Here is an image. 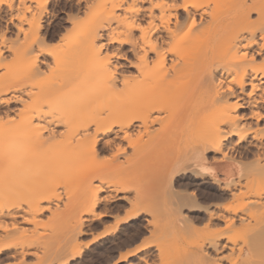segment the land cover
Wrapping results in <instances>:
<instances>
[{"label": "bare ground", "instance_id": "bare-ground-1", "mask_svg": "<svg viewBox=\"0 0 264 264\" xmlns=\"http://www.w3.org/2000/svg\"><path fill=\"white\" fill-rule=\"evenodd\" d=\"M65 1L72 2V0ZM36 2L43 3L44 0H29L28 5L31 6ZM66 2L63 4H67ZM75 2L78 5L81 0H75ZM183 2H185V0H108L109 7L107 10L97 8L95 11L105 14V12H111L112 5L125 4L127 8L123 10L120 8L115 9L116 15L122 16L128 14L129 10L133 7L137 9H147L150 8L152 4H163L166 6L171 3ZM188 2L191 3V0H188ZM200 2L208 5V7L199 10L197 28L190 33L186 43L179 48V51L165 52L162 48L158 56L149 53V57L153 63L152 67L146 68L145 71L156 77L158 86L145 106L139 111H113L112 113L103 114L109 122L111 120L125 121L131 119V123L123 127L120 124H110V131H101L98 134L95 133L94 128L91 129L93 136L88 142L90 149H94L97 154L99 152L97 150V145L102 143L104 147H113L114 151L112 155L108 156L109 159L100 165L101 171L99 179L88 180L85 178L67 182H61L57 179L65 188L66 186L72 187V185H78L79 190H76L79 192V195L82 196V199L80 198L82 201L79 202V206H81L79 212L77 209L75 216L70 217L72 224L69 225L71 226L68 225L69 227L64 230L61 228V231H64H62L64 234L61 232L63 237L66 234L65 239L67 241H62L65 243L64 245L69 246L68 241H70V237L74 231V237H77L75 235H79L80 232L84 231V227L83 229L81 228L84 222L90 223L98 218V214L94 215L87 211V209L92 206L94 200V185L99 184L103 192L108 191L109 188L115 190L117 187L120 188V191L133 189L131 187L133 183H135V179L129 177L131 176L129 172L132 159L125 158L124 161L122 160L115 164L113 162L117 160L119 153L124 152L120 151V149L125 150V146H131V144L132 146L133 144L146 145L152 141V137L148 135L149 131L153 125L159 124L181 131L186 134L189 139L188 145L191 151L188 153L191 154H188L189 156L185 158L182 163L178 164L179 167L176 164L170 167L172 173L179 170L178 168L181 166H197L198 152L200 149L204 148L206 142H219L223 151L228 152L227 164L220 167L216 177L210 174H207V176H192L193 181L190 182L191 186L198 184L214 185L217 190V194L214 197L217 198L218 202H214L215 199L210 198L211 196L208 198L207 195V198L210 199L209 201H212V199L213 201L211 203H203V201L200 203L202 199L206 200V198L203 196L202 198L200 195L201 192L197 190V193L192 187V190L185 188L183 192L178 193V195L176 194L177 199L173 202L175 207L168 213L167 220L165 219L166 222H163V224H165L164 226L166 227L170 226L179 231V235L183 241L184 254L182 253L181 256L165 260V264H214L215 261L224 259L227 260V264H264V199H262V196H264V169L259 164L261 161L264 162V143L261 142V137L251 129L246 132L243 131L248 125H253L255 128L264 127V125H260L259 122L253 124V112L260 111V97L256 93H253L251 97L242 93L241 95L244 96L242 103L248 105L247 110L244 111L242 108H235L231 113L227 110L226 103L219 102L225 89L229 84L234 83V81L237 82V88L239 87L238 82L243 81L246 88L248 87L247 91H251L250 85L253 83L257 85V90H260V82L264 80V68H261L258 62L255 64L251 63L250 58L254 53H259L260 45L258 37L264 36V33L259 32L260 25L262 21H264V12L261 11V9L264 8V2H262V0H200ZM83 3L86 6L89 3H100V0H83ZM64 6L65 5H62L61 8L63 9ZM68 8L69 11H73V5L70 4ZM252 9H255V11L253 12ZM8 10L11 11L12 9L8 8ZM75 11H80V8L76 7ZM64 14L66 15L64 22L69 23L72 27L71 15L68 13ZM168 14L171 13L167 7L161 9L153 8L151 10V15H154L155 19ZM192 14L197 15V12L193 11ZM47 15L48 10L36 21L38 27H34L33 30L29 31L27 37L23 36L24 39H29L25 41V43L28 41L25 50H30L35 46L39 47L41 45H39V43L33 44V41L42 40L45 42L46 39H48L47 37L51 36V30L55 28L56 25L52 20L45 19ZM137 16L140 19L145 18L141 16L139 12ZM155 19H153V22H155ZM10 20L11 18L5 21L3 27L1 25L2 23L0 24L3 31L6 28H10L8 25V21ZM11 25L16 34L20 24L14 22ZM200 25H202V27ZM113 27L115 28V23ZM116 30L119 31V29ZM53 31H55V29H53ZM102 32H107V29H102ZM36 52V54L27 59L30 62H35L39 71H41V66L46 63L45 56L49 54L46 51H40L39 48ZM245 52L248 53L249 59L247 61L244 58ZM37 54H39V60H36ZM86 57L87 53L77 45L74 39L73 42L67 46L64 55V70L59 78V86H61V84H66L71 87V82L77 74L78 67ZM139 71L140 69H136L132 71L131 74L136 75ZM249 74H251V79H249ZM122 86V84L118 85V87ZM17 91L27 92L21 87H16L15 92ZM14 93L13 95H15ZM0 99L3 98L0 97ZM235 99H239V97H225L227 103H233ZM13 102H16V100H13L12 103ZM7 107H9V105L6 106V108ZM91 111H95L94 106ZM166 113H168L169 116L166 120H163V114ZM237 114L247 116L248 119L245 123H241L235 131H233L232 124L225 126L222 123L228 120L230 115L234 117ZM31 115L32 114L29 116ZM133 116H139L140 119H132ZM217 122L221 123L218 124ZM133 124L135 127L132 126ZM45 127H47V124H45ZM54 127L58 132H65V138L67 140L72 139L67 128L59 124L54 125ZM218 129H223L228 132L229 136L222 139L217 134ZM125 132H129L132 135H134L133 133L135 132H143L148 136L145 141L141 140L142 138H139L138 141L134 139L124 140ZM233 135L237 137L241 135L245 137L250 136L251 138L247 140L246 147L253 146L256 148V150H253L255 153H252L254 163L247 168L249 169L248 173H246L245 170L243 171L240 165L241 163L232 155L235 151L238 153L241 149L246 150V147L243 145H235V141L225 145V140L230 139ZM109 141H111V143H109ZM123 141L126 142V145H123ZM168 150L157 151V155L165 154ZM206 152L215 153L216 149L213 147L206 148L203 153L205 158H207L206 155H208ZM239 156L241 157V155ZM211 159L215 160L218 159V157L213 155ZM203 166V163L200 162V167ZM245 168L246 167H244V169ZM165 170L168 171V168H165ZM198 172L202 173V175L206 174L200 171ZM256 174H260L261 176H254ZM173 175L171 174L172 178ZM57 180L55 179L52 183L56 181L55 183L59 184ZM52 183L25 184L19 182L14 184L10 190H6L3 195L0 196V224L5 226L4 228H0V252L13 249L11 256L14 260H11L10 264H24L23 261H19L18 258L24 257L25 255H33L36 257L35 259L37 260L33 264H42L43 261L48 259L53 260V258L54 260L60 261L61 258H63V256L59 258V255L63 254L65 249H60L63 253L58 251L59 254L57 255V248L52 252V250H50L52 247L49 246L50 248L48 249L51 251L49 253L48 250H42L43 248L41 249L39 245L42 251H38L37 253V249L33 247V245L36 246L40 244L41 242L39 241L42 240L36 237L38 229L40 227L46 229L47 226L45 223H48V221L50 222V220L51 222L49 224L53 222L52 217L50 218L48 216V219V217H45L47 215L43 214L44 211L50 212L51 206L53 205L50 201L52 195L50 194L51 196H49L47 193L48 185L50 184V187H52ZM73 188L77 187L73 186ZM203 190L204 188H202V191ZM74 191H72L73 194H77V192L75 193ZM72 192H70L71 195ZM152 194L153 192H147L142 195L141 198L135 197V206H137L136 214L139 210L144 211L143 209L148 204L147 202L149 200L155 202L158 200V196L155 195L156 198ZM211 194L214 195L213 192ZM69 196L70 195H68L67 198L68 201L66 200L65 202L70 205L65 206V208H70L72 205V203L69 202L70 200L73 199V204L75 203L74 197H76V195H72V199H70ZM78 198L77 196L76 201ZM21 200L27 203L20 207L13 206ZM128 200L130 199L128 198ZM131 203H134V201ZM98 207L99 204L96 205V208ZM42 214L44 215L43 217H45L44 219ZM70 218L68 222H70ZM45 219L48 220L46 221ZM73 219L74 221L76 220V222H73ZM54 220L56 221L55 218ZM154 221H156V219ZM230 221L232 223H230ZM53 223L54 225L52 224V226L48 224V227H53L52 230L54 227L58 229L61 226L59 225L61 221ZM149 223L152 224L153 222L149 220L148 224ZM13 224L17 225L16 229L11 228ZM64 224H66V222H64ZM155 224L154 222L152 224L153 226L151 225L152 228L155 229H152V231H156V227L161 228ZM158 225H160V223ZM5 229H8V231H5ZM49 230L51 229L49 228ZM55 230L53 232H55ZM61 233L59 235L57 232L60 238L62 236ZM210 233L216 235L214 242L208 243L206 240ZM54 236L55 235H53V237ZM55 238L57 237L55 236ZM59 239L58 242H60ZM62 239L63 238H61V240ZM73 240H75V238ZM46 244L45 241V245ZM60 245L63 246H60L61 248H65L64 245ZM225 245H227V247H225ZM30 247L33 249H30ZM75 247H77L76 244L71 246L73 250L71 253L72 256L74 253L77 254L79 252L76 250L78 247ZM39 252L42 254L38 255ZM64 255L66 256L67 254ZM66 258H68V256L64 259L67 260ZM64 259L60 262L62 263ZM48 261L50 262V260Z\"/></svg>", "mask_w": 264, "mask_h": 264}, {"label": "snow or ice", "instance_id": "snow-or-ice-1", "mask_svg": "<svg viewBox=\"0 0 264 264\" xmlns=\"http://www.w3.org/2000/svg\"><path fill=\"white\" fill-rule=\"evenodd\" d=\"M72 3L73 12L76 7L80 8V12L71 16L72 27L60 39L63 43L74 37L77 45L87 53V57L78 67L71 87L61 84L54 96H44L38 103H33V98L36 95L34 91H28V100H25L22 95H13V93L16 91L17 84L23 88L31 82V88L39 90L48 87L49 82L46 74L39 71L35 62H30L27 59V56H30L32 52H36L35 47L25 50L24 59L13 56L11 61L0 63V93L3 94V99H0V107H6L16 100L28 106L21 109V113L24 111L32 113L26 119L18 118L16 115L10 116L8 120H3L0 117V196L19 182L48 184L55 179H59L61 182L85 178L88 180L99 179L100 165L109 158L104 157L101 160L94 149H90L88 142L93 136L91 129L94 128L95 133L98 134L101 131H110V124H120L123 127L131 123V119L109 122L103 114L113 111H139L145 106L158 86L156 77L145 71L146 68H151L153 63L149 53L158 56L162 48L165 52L179 51V48L186 43L190 33L197 28L199 10L208 7L200 0H191V3L185 0L183 3H171L166 6L152 4L147 9L133 7L128 14L117 16L115 9L123 10L127 8V5H112L111 12L101 14L95 9L107 10L108 0H100V3H89L86 6L83 0L78 5L75 0H72ZM0 5L14 11L18 6L19 13H23L13 16L8 21L9 25L14 22L20 24L19 30L14 36V43H19L21 35L27 37L29 31L38 27L36 21L51 7L49 0H44L43 3L36 2L31 6L27 4V0H0ZM164 7H167L171 14L162 15L158 19L151 15L153 8ZM193 11H196L197 15H193ZM252 11L254 12L255 9ZM261 11L264 12V8ZM138 12L145 18L140 19L137 16ZM114 23L115 28L113 27ZM200 26L202 27V25ZM102 29H107V32H102ZM259 32L264 33V21L260 25ZM10 34L12 32L7 28L0 32V43L5 49H8L10 42L7 37ZM258 41L260 51L251 56L250 62L253 64L258 62L261 68H264V36H259ZM37 43L43 44L44 42L42 40L33 41V44ZM51 47L58 48L60 45ZM45 50V48L40 49V51ZM13 51L16 49H9L10 54ZM4 56L5 52L0 50V57ZM244 58L246 61L249 59L247 52H245ZM39 59V54H37L36 60ZM136 69H140V71L136 75H132L131 72ZM251 78V74H249V79ZM236 83L234 81L228 85L219 102L226 103L229 113L235 108H242L246 111L248 105L242 103L244 96L241 94L244 93L251 97L253 93H256L260 97V111L253 112V124L259 122L260 125H264V80L260 82L259 91L255 83L251 84L250 92L247 91L243 81L238 82V88ZM121 84L123 86L118 87ZM225 97H239V99H235L233 103H227ZM93 106L94 112L91 111ZM132 119H140V117L133 116ZM247 119V116L239 114L234 117L230 115L229 119L222 123L225 126L232 124L233 131H235ZM56 124L67 128L72 139L67 140L65 132H58L54 127ZM132 126L135 127L134 124ZM249 129L256 132L261 137V142L264 143V127L255 128L253 125H248L243 131L246 132ZM217 134L222 139L229 136V133L223 129H218ZM250 138V136L237 137L233 135L230 139L225 140V145L235 141V145L242 146V142L247 143ZM132 139L133 135L125 132L124 140ZM208 147L215 148L216 152H209L208 158H205L203 153ZM120 151H124V149H120ZM213 155H216L218 159H211ZM227 161L228 152L223 151L219 142H206L204 148L198 152L197 167L201 172L216 177L220 167L226 165ZM200 162L203 163V167H200ZM56 187H61V185L57 184ZM94 188V200L87 211L94 215L98 214V218L110 217L112 212L108 209L115 207L110 202L118 199L117 193L120 188L117 187L115 190L109 188L108 195H104L99 184L94 185ZM26 203L21 200L13 206L20 207ZM97 204L101 208L107 207L101 211L96 208ZM135 215L136 208L133 207L128 209L124 218L127 219L128 216ZM230 223L232 222L230 221ZM4 227L0 224V228ZM11 228L16 229L17 225L13 224ZM215 235L210 233L206 242H214ZM157 243L154 238L144 237L143 241L137 245L136 252L146 258L138 259V264H165L163 249H160L158 255L153 251ZM148 252H153V255H147ZM0 256H3V252H0ZM133 256V252L121 254L120 260L116 264H132L130 257ZM214 264H227V260H217Z\"/></svg>", "mask_w": 264, "mask_h": 264}, {"label": "rangeland", "instance_id": "rangeland-1", "mask_svg": "<svg viewBox=\"0 0 264 264\" xmlns=\"http://www.w3.org/2000/svg\"><path fill=\"white\" fill-rule=\"evenodd\" d=\"M64 2L66 1L65 0H50L49 3L51 7L48 8V15L45 19L52 20V22L56 25V27L53 28L55 29V31H53V29L51 30V34H50L51 36L47 37L48 39H46L44 44H41V45L39 44L40 45L39 47L35 46L36 51L38 50V48L39 49L45 48L46 49L45 51L49 54L45 56L46 63L45 65L41 66V71H40L41 73L46 74L47 80L49 82L48 87H46L43 90L33 89L31 88V82H30L28 85L22 88V89H25L27 92L17 91L14 93L15 95H22L25 100H28L29 99L28 91L29 90L34 91L36 95L33 98V103H38L40 99L43 98L44 96H49V95L54 96L57 92V89H59L60 87L59 78H60L61 73L64 70V61H63L64 55H65L67 46L74 40V37H72L63 43L61 42L60 38L64 37L65 34L68 33L69 30L71 29V25L67 22H64V19L66 18L65 17L66 15L64 13H68L69 15L73 16L76 13L80 12V11L78 12L69 11L68 6L70 4L73 5V3L66 2L68 4L67 5V4H63ZM28 3H29V0H27V4ZM62 5H65L63 9L61 8ZM18 14H23V13H19L18 6L15 11L13 9L9 11L7 7L0 5V24L2 23L1 24L2 27L4 26L5 21H7L9 18L12 19L13 16H18ZM9 27H10L9 30H11L12 34L8 35L7 39L10 43L8 44V49H5L3 44L0 43V50H5L4 51L5 56L0 58V63H7L8 61H11L13 56H16L18 59H24L26 56L25 48H26V43L28 41L26 43L25 41L29 39H24L23 36L21 35L19 37V43H14L13 41H14V36H15V30L12 27V25H9ZM2 31L3 30L0 27V32ZM52 45H60V47L53 48L51 47ZM13 48H15L16 51L11 52L10 54L9 49H13ZM36 53L37 52H32L30 56H27V58L33 56ZM16 87H21V86L17 84ZM0 97L3 98V94L0 93ZM26 107L28 106L18 101L13 102L7 108L0 107V117H2L3 120H8L9 117L13 115H16L18 118H26L30 114H32L31 111H24L23 113H21V109H24ZM168 116H169L168 113L163 114V120H166ZM135 133H133L134 140L138 141L139 138L140 139L142 138L141 140L145 141V139H147V136L150 135V137H152V141H150L146 145L145 144H142V145L133 144L132 146L131 144V146H125L124 152L119 153L120 155L118 154L117 160L113 162L115 164V163H119L122 160L124 161L125 158L132 159V165H130V172H129L131 173V176L129 177H131L132 179H135V183H133L131 187L133 189L119 191L117 193L118 199L110 202L115 205L113 209H108L109 211L112 212V215L110 217H105V218H100V219L96 218L90 223L84 222L83 225L81 226L82 229L84 227L83 229L84 231L82 230L83 232H80L79 235H75L77 237L73 236L74 235L73 233L75 232L74 231L72 233V236L70 237V241H68L69 246L64 245L65 243L62 242L64 240L65 242L67 241L65 239L66 234L63 237V234H64L63 230L71 226L69 225V224H72V220L70 217L75 216L77 209H78V212L80 210L81 206H79L80 204L79 202L82 201L81 200L82 196H80L79 192L76 190V189L79 190L78 188L79 186L72 185V187L66 186L65 188V186L63 187L62 184L59 183L57 179H56L58 181L57 183L61 184V187H56L57 185L55 183L56 181L53 183L52 181L50 182V184L52 183L53 185V186L51 185L52 187H50V184L48 185L49 187H48L47 193L49 196L52 195V197H50L51 199L50 201L52 202L51 204H53L54 206L53 205L51 206L50 212L44 211L43 214L47 215L45 216L46 218L48 216L50 218L52 217L53 222L61 221V223H59V225L61 226L58 229L54 227V229L52 230L53 227L52 228L48 227V224L51 222V220L50 222L48 221V223L46 222L45 225L47 226V228L44 229V227H40L37 231L36 237H39L42 239V240L39 239L41 240L39 241L41 243L37 244L36 246L33 245V247L37 249L36 250L37 253L38 251L41 252L42 250L44 251L48 250V252L50 253L51 251H49L48 248H50L49 246H51L53 248V249L50 248L52 252L57 248V255L59 254L58 251H60V249L61 250L65 249V252L67 253L65 252L63 253L62 251H60L63 254L60 253L61 255H59V258H61L60 256H63V258H61V260H63L65 257L68 256V258H66L67 260L64 259L65 262L63 261L61 263L60 262L61 260L57 261V260H54L53 258L54 260L53 261L52 259H48L50 260L51 264H73V262H75V264H116V262L120 260L121 254H127L129 252L134 253V256L130 257V259L132 260V264H138V259L146 258V256L141 257L140 254L136 252L135 250L137 248V245H139L140 242L143 241L145 236L154 238L158 242L156 245V248L153 251L158 255L160 252V249L162 248L164 261L167 259L176 258L178 256H181L182 253L184 254V251H183L184 246H183L182 238L179 235V231L177 229H173L170 226L166 227L164 226L165 224H163V222H166L165 219L167 220L168 213L171 211L173 207H175V205H173V202L175 199H177L176 194L178 195V193L183 192L185 188H189V190L193 189L194 191L196 190V192L197 190L200 191L202 193L201 194L199 192L201 197L203 196L206 198L205 200V199H202L203 198L202 197L201 198L202 200L200 201V203H202V201L203 203H208V202L211 203L213 199L212 201H209L210 200L208 199L209 196H211L210 198L215 199L214 202H218L217 198L214 197L217 194V190L214 185H210V184H204V185L198 184L194 186L190 185V182L193 181L192 176H198V175L207 176V174L202 175V173H199L198 171L200 170L196 165H191V166L188 165V167L181 166L180 168H178L179 170H176L177 173L176 172L172 173L170 170V167H172L175 164L179 167L178 164L182 163L185 160V158H187L191 154V153L190 154L188 153L191 151V148L188 145L189 139L186 134H184L181 131L174 130L167 126H162L159 124L153 125L148 135H146L143 132L136 133V134ZM122 143L123 145H126V142L123 141ZM242 145L246 147V143H242ZM165 149L168 150L167 153L162 154V155H157V151L165 150ZM97 150L99 151V152L97 151L98 152L97 154L101 158V160L104 157H108L112 155L113 154L112 152H114L113 147L111 146L104 147L102 143H99L97 145ZM253 150H256V148H254L253 146L251 147L247 146L246 150L241 149L240 152H243V153H240V152L237 153L236 151L232 153L234 158L236 157V159L241 163L239 164L242 166L243 171L245 170L246 173H248V170H249L247 168L251 166L252 163H254L253 154L255 152H253ZM208 153L209 152H206V154ZM237 154L241 155V157ZM206 156L208 158V155ZM259 164L264 169V162L261 161ZM243 166L246 168L244 169ZM165 168H168V171L165 170ZM196 168L198 169V171ZM245 172L244 174L246 175ZM171 174L172 175L174 174L173 178ZM245 175H242V176H245ZM254 176H261V175L256 174ZM73 186L77 188H73ZM196 186H198L199 188ZM202 188H204L203 191H202ZM72 191H74L75 193L77 192V194H73ZM70 192H72V195H76V197H74L75 198L74 204H73L74 200L72 199L73 196L71 195ZM147 192H151V193L153 192L152 195L154 196L157 195L158 198L156 196L155 197L158 200L156 199L157 200L156 202L153 200L151 201L149 200L147 202L148 204L146 203L147 207L145 206L143 209L144 211L139 210L136 216H128L127 219H125L124 216H125V213L128 211V209L137 207L135 206L136 203L135 204L131 203L133 201L135 202L136 200L135 197L141 198L142 195L146 194ZM210 192L211 193L213 192L214 195H212ZM129 193H131V195H129ZM106 194L108 195L109 191H105L104 195ZM68 195H70L69 198L72 199V200L69 199L70 200L69 202L72 203V205L70 206V208L68 207L65 208V206L70 205V204H66L67 202H65L68 198ZM207 195H208V198H207ZM77 196L79 197L78 198L79 201L78 200L76 201ZM128 198L130 200H128ZM202 205H206V204H202ZM98 209L102 211L105 208H101L99 205ZM121 209H123V211H121ZM43 214H42V217L44 216ZM45 217H43V219ZM54 218L56 219V221L54 220ZM69 218H70V222H68ZM48 219H45V220L47 221ZM57 219L58 220L61 219V220L58 221ZM74 219H73V222H76L77 219L75 221ZM155 219L158 223L154 221ZM147 220L148 221L150 220L153 223L155 222L157 226L161 228L156 227V231H152L153 223L148 224ZM53 222L52 224L54 225ZM64 222H66V224H64ZM159 223L160 225H158ZM52 224H49V225L52 226ZM49 228L52 231L49 230ZM61 228L63 229L62 230L63 232L61 231ZM54 230L55 232H53ZM57 232L59 233V235L61 232L63 233V234L61 233L62 234L61 238H63L62 240L57 234ZM53 235H55L57 238H55V236L53 237ZM73 237L75 238V240H73L74 239ZM137 237H139V239H137ZM43 239L46 241L47 243L46 245ZM58 239L60 242H58ZM72 240L74 243L72 242ZM60 244L64 245L65 248H61L63 246H61ZM70 244L71 246L74 244L77 245L78 248L77 247L75 248H77L76 250L79 251L78 252L79 254L74 253L75 255L74 254L73 256L71 255L73 250L71 249ZM39 245L41 246V249L43 248L42 250L39 248L40 247ZM30 249H33V248L30 247ZM12 252H13V249L6 250L5 252H3V256H0V263H7V262H10L11 260H14V258L11 256ZM40 252L38 255L42 254V253L40 254ZM64 254H67V255L65 256ZM147 255H153V252H148ZM35 258L36 257L33 255H25L24 257H21V258L19 257L18 259L21 262L23 261L24 264H33L37 260ZM48 260L43 261L42 264H45V263L50 264Z\"/></svg>", "mask_w": 264, "mask_h": 264}]
</instances>
